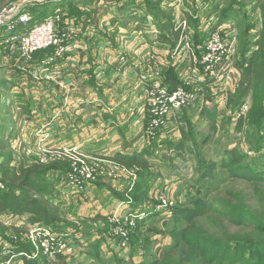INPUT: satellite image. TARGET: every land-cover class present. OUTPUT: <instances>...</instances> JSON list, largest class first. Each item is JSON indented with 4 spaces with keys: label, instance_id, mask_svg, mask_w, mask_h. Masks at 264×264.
Wrapping results in <instances>:
<instances>
[{
    "label": "crops",
    "instance_id": "crops-1",
    "mask_svg": "<svg viewBox=\"0 0 264 264\" xmlns=\"http://www.w3.org/2000/svg\"><path fill=\"white\" fill-rule=\"evenodd\" d=\"M73 2L76 3L78 14L68 16L70 20L67 25L71 23L75 32L64 56L46 60V64L42 61L41 64L35 65L39 66L41 76L38 84L41 88V108L36 111L34 108L39 106L33 107L30 103L22 106V111L29 116L38 113L32 117L41 118L43 123H40V126L47 140L45 143L51 144L55 141L51 147L79 149L101 145L105 151H112L108 156L106 153L99 156L87 154L99 159L134 153L145 154L147 151L151 154V150L155 153L143 133L146 86L158 81L169 88L170 85L176 86L189 75L193 85L200 90L198 98L192 106L176 112L175 115L182 114L184 118L194 109L193 115L207 122L209 116L214 114L219 119L225 115L234 116V113H230L227 99L237 88L241 79L240 72L236 69V72H233L235 77H232V74L227 81L220 82L213 77L199 81L198 76L202 75V72L200 67L194 64L195 51H185L182 48L185 41L183 37L188 38L191 48H201L210 33L215 30H220L228 37L232 36L236 29L235 22L247 18L259 20V9L254 11L256 0ZM241 6L243 9H240ZM25 11L23 8V13ZM218 21L222 23L218 25ZM168 22L170 26L163 28ZM251 33L254 35L255 31ZM196 37L201 46L194 45ZM200 56L201 53H198L197 59ZM15 65L18 69L21 66ZM193 68L199 69L196 74H182L189 69L191 72ZM229 81H232V87L227 86ZM222 85L224 93L221 92ZM15 86L16 83L12 88L15 89ZM175 115L168 120L159 135V141L171 139L168 133L173 123L176 127L180 125L178 129L183 125L182 120L173 119ZM192 122L195 125L193 120ZM65 134H69L68 138ZM23 141H26V132ZM122 149L131 151L122 152ZM99 181L100 179L85 188L81 194L85 198L83 205L76 201L72 203V198L67 200L70 195L63 197L60 190L57 203L65 219L74 223L66 217V211L74 208L79 210V216L84 217L81 220H90L97 215L101 219L106 218L107 214L103 215L101 211L124 215L133 208L136 209L132 204L123 203L125 200L117 195V191L124 189L130 192L134 184L131 186L128 183L127 188L124 183V186H119L107 179ZM165 191L167 192V189ZM155 204L151 207L147 206L148 202L137 205L148 215L139 231L132 236L129 249L120 250L113 241L103 237L101 254L117 255L122 263L129 264H142L151 257L159 256L170 244V238L166 234L169 219L153 209ZM93 235L95 237L91 238V242L99 238L96 231L91 233V237ZM137 248L142 250L138 251ZM88 251L89 247L84 250L83 255L86 256ZM92 262L87 259L86 264Z\"/></svg>",
    "mask_w": 264,
    "mask_h": 264
},
{
    "label": "trees",
    "instance_id": "trees-1",
    "mask_svg": "<svg viewBox=\"0 0 264 264\" xmlns=\"http://www.w3.org/2000/svg\"><path fill=\"white\" fill-rule=\"evenodd\" d=\"M67 1L69 2L68 5L62 9L63 20L69 18V14H78L75 7L76 3L73 0ZM53 2H43L41 6ZM36 4L39 3H33V5ZM257 8L259 9L258 21L247 18L235 22L237 29L235 33L236 42L239 45L233 61L235 68L241 74V79L234 94L227 99V105L231 114L237 111L242 103L247 102L249 106L248 112L235 121L234 128L236 131L243 130V126H247L248 129L254 128L257 132L264 129V0H256L254 11ZM40 9H43L42 18H40L43 21L49 12L46 13L44 7ZM40 9L31 13L26 11L24 13L31 18H33L32 16L39 18L41 16ZM240 9H243V6ZM217 23L219 25L222 21ZM169 26L170 22L165 24L163 28ZM252 31H255L254 35H252ZM242 36L244 39L239 40ZM194 45H202L201 43L199 44L198 37H196ZM202 47L192 48L195 51L193 52L194 64H197L196 56L202 52ZM0 48L1 53H6L3 49V44H0ZM31 58L37 63L42 61L46 63L48 59H56L53 56L52 49L37 52ZM180 83H177L176 86ZM176 86L170 85L169 89H173ZM9 102L11 103L10 100ZM216 119L215 114L209 116L212 129L216 127ZM0 127V133L4 131L5 127L8 129L6 133H10L13 132L15 125L12 121L7 125H0ZM181 136L180 145L182 146L192 138V131H182ZM258 138L263 139V136L259 135ZM8 143L9 139H5V136L0 135V184L3 186V189H0V216L8 215L10 218L18 220L20 218L22 223L17 225H22L26 233L35 226L49 227L56 233H60V226L77 228L74 223L65 219L57 203L61 193L59 174L63 176L68 169L67 164L69 163L58 164L57 161H54L48 166L33 164L25 168L22 166L12 168L9 160ZM193 144L196 152H199L200 145L195 141ZM150 146L154 150V144ZM147 153L111 157L112 161L121 163V165H136L139 167L138 179L131 191L118 196L122 200L129 197L132 200V205L136 206L135 208L140 212L144 210L143 208L139 209L137 205L146 202L150 186L148 182L151 175L150 164L144 158ZM245 159L244 153L239 152L236 148L224 150V156L220 159L219 164L216 161L209 162L200 157L199 180L201 182L211 180L217 169H222L229 179H239L250 183L259 180L264 181V178H260L259 174H257L258 172L250 171V168L245 164ZM53 173L59 174L54 176ZM188 192L190 193V191ZM258 194L260 195V210L257 212H251L243 204V199L241 198L238 200L234 199L235 203L220 199L216 200V198L209 199L202 195L201 190L197 191L195 195L191 193L187 197V201L175 203L172 217L169 218L168 226L166 227V234L170 238V244L159 256L151 257L147 264H264V194L261 191ZM214 201H217L218 204L215 205ZM155 203L153 202L152 206ZM211 215L223 218L233 224V226L246 228L253 226L257 236L247 235L245 238H235L226 229H221L218 234L211 232L201 222L202 220H207ZM106 223L107 219L104 218L103 228L96 230L99 238L89 242L88 247H90V250L86 253V257L90 262L100 258L103 236L107 238L105 235H108L109 240L112 241ZM142 224L141 222L137 225L134 234L139 231ZM6 229L4 223L0 220V233L2 234ZM61 235L66 236L64 233H61ZM90 238L91 236L87 237V239ZM9 241H12V239L10 238ZM129 245L131 247V241ZM28 247L30 250L26 251V248L20 245L17 247L18 249L15 248V253H29L31 252V247ZM17 259L20 264H35L37 262L35 260H27L24 257ZM57 259L59 264H82L76 261L70 262L63 255L57 256ZM115 260L119 261L116 264H122L119 258L116 257Z\"/></svg>",
    "mask_w": 264,
    "mask_h": 264
},
{
    "label": "rangeland",
    "instance_id": "rangeland-1",
    "mask_svg": "<svg viewBox=\"0 0 264 264\" xmlns=\"http://www.w3.org/2000/svg\"><path fill=\"white\" fill-rule=\"evenodd\" d=\"M23 1L24 0H0V9L10 2V4H17L18 6ZM59 1L61 0H56L53 3H48L43 6H41V3L43 2H31L27 3L24 8L27 12L31 13L32 11H36L37 9L44 7V11L46 13L49 12L47 15L48 17L53 14L55 9L59 8L60 10H62L69 3L67 0L61 2ZM33 3L39 4L33 5ZM33 8L34 10H32ZM7 9H9V7H7ZM40 14L41 16L39 18L32 16L33 18L30 23L26 24L25 26L16 25L15 32H23L29 30L33 27V25L41 22L42 20H40V18H42L43 9H40ZM228 23L233 24V22ZM232 27V30H234V25ZM0 30L1 36H9V33H7V29L6 27H4V25L0 26ZM243 39L244 38L242 36V38L239 40ZM0 44H2L1 41ZM238 45L239 43L237 42L236 52L238 51ZM3 49L6 53H1L0 48V125H7L13 121L15 128L13 132L6 133L8 129L5 127L3 129L4 131L1 132L0 135L5 136V139H9V160L10 166L12 168H18L19 166L25 168L30 167L29 165L33 164L48 166L54 161H57L58 164H66L68 162V159L66 158L58 160L49 158L45 153V151L47 150L64 149L65 152H69V149H72V151L75 152V155L71 154L73 159L85 157L87 158L85 160L86 162L90 159H96L94 157L88 156L87 154L99 156L100 154L106 153L108 156L109 153H112L111 150L105 151V149L101 145L85 148L80 147L79 149L76 147H51V145L54 144L55 141H52L51 144L45 143L47 140L44 132L42 131L43 129L40 126V123L43 122H41V118L39 117H32L33 115H37L38 113H33L31 114V116H29L22 111V106L29 103L31 105H34L33 107L39 106V108H34V110L36 111H39V109L41 108V105H39V95L41 93V88L38 85L40 83L41 76L39 72V66H35L36 64L41 63L35 62L32 58L29 60L20 59L17 54L10 55L5 45ZM15 64H21L19 69ZM233 72H236V69L231 68L224 80L227 81V78L232 74V77H235V73ZM189 73L191 74L190 69L184 73L182 72L183 75H188ZM198 78L201 77L199 76ZM14 83H16L17 85L15 86V89L12 88L14 86ZM232 85V81H229V83L227 84L228 87H232ZM221 92L224 93L223 85ZM26 96H28V98H26ZM9 100L11 101V103L9 102ZM191 112V114L187 113L184 118H182L184 116H182V114H174L175 116L173 117V119L177 121L182 120L183 125L180 127V129H178L180 125H177L176 127V125L173 123V127L170 128V132L168 133V136L171 139L164 142L160 141L161 143L153 140L148 141L149 145L156 143V150L154 149L155 153H153V151L151 150L152 153H147L146 157H144L150 164L151 173L148 181L150 186L147 193L148 196L146 198V202H148L147 206L151 207L153 202H158L160 194L166 195L169 200H173L175 203H183L188 200L187 197L191 193L195 195L197 191L201 190V193L205 198H216V200L220 199L222 201H227L230 203H235V201H233L234 199L238 200L239 198H241L243 199V204L248 207L251 212L259 211L260 195L258 193L259 191H261L264 194V181L259 180L250 183L239 179H229L222 169H217L213 179L201 182V180H199V160L200 157H202L209 162L216 161L218 162L217 164H219L220 159H222L224 156V150H227L229 148H236L239 152H243L246 156L245 164L250 168V171L258 172L257 174H259L260 178H264V129H261L260 132H257L254 128L248 129L247 126H243V130L236 131L234 125L235 121H237L239 118H237V116L235 115L232 116V118H230L229 115H225L221 119L217 118L215 121L216 127L212 129V127L210 126L211 123L209 121L207 122L206 120H202L200 117H195L193 115L194 109H192ZM192 120L194 121L195 125L193 124ZM162 130L160 132V135L162 133ZM188 130L192 131V138L189 139L185 145L181 146L180 142L182 139V131L187 132ZM25 132L26 141H23V139L25 138ZM259 135L263 136V139H259ZM65 136L68 138L69 134H65ZM49 140L51 139L49 138ZM143 140L145 141L146 139L143 138ZM194 141L198 145H200L199 152H196L195 150L193 144ZM79 144H82V142H79ZM158 145H160L161 148H158ZM123 151L128 152L131 150L122 149V152ZM102 159H106L109 161L113 160L111 159V157ZM70 162H72V160ZM117 164L126 167L136 166L125 164L121 165V163ZM67 167H69V164H67ZM107 169L108 167H105L103 172ZM115 171L118 174L113 178L107 179V181L115 182L119 186H124L122 184L124 183L128 188V183H130V180L124 174L120 173L119 170ZM56 174L59 173H53L54 176ZM64 175L65 173L63 174V176L62 174H59V187L61 188V192H63V197L70 195L69 197H67V200H69V198H72V203L76 201L81 205L85 204L83 202L85 198H83V196L81 195L83 192L78 193L74 190H71L70 188H66L63 185L62 179L64 178ZM100 181H105V177H101ZM166 189L167 192L165 191ZM126 190L124 189L117 192L122 194L124 192H127ZM188 191H190V193ZM119 193H117V195H120ZM126 200L127 198L125 199V201ZM214 204L217 205V201H214ZM133 210L137 211L134 208ZM71 211H66V217L74 221V224L77 226V228H74L72 226L59 227V229L61 230L60 234L64 233V235H66L63 237L67 242L66 250H64L62 255L70 262L76 261L82 264H86L87 257L84 256L83 253L84 250L88 248L89 242H91V238L95 237V235H93L90 239H87V237L91 236V233L95 232L98 227L103 228V219L97 217L99 216L97 215L90 220L89 218L81 220L84 217L78 215L79 210L77 208H74L73 210L71 209ZM101 212L103 215L107 214L106 226H108L109 228L108 232H110V236L114 237L111 232L112 224L109 219H111L110 216L115 212L110 214L108 211ZM0 220L4 223L5 228H7L2 234L0 233V240L6 242L9 246L14 248V252H16L15 250L18 249L17 247H19L20 245L24 246L26 248V251H29L30 248L28 246L30 245L27 241L28 232L26 233V231L22 228V225H17L22 221L15 218H10L8 215L0 216ZM201 222L204 226H206L208 230L216 234H218L221 229H226L230 233V235L234 236L235 238H245L247 235L257 236V232L254 230L253 226H251V228L233 226V224H231L227 220L219 218L216 215H211L207 220H202ZM105 236H107V239H109L108 235ZM10 238L12 239V241H9ZM137 249H139L138 251L142 250L141 248ZM116 256L117 255L114 256L113 254L108 255L107 253L101 254L100 251V258L94 260L92 264H116L117 262H119L115 260ZM49 261L51 264H59L58 259L54 258L53 256H48V258L42 257L35 264H48ZM147 262L144 264H147ZM15 264H20L17 258L15 259ZM131 264L135 263L131 262Z\"/></svg>",
    "mask_w": 264,
    "mask_h": 264
},
{
    "label": "built area",
    "instance_id": "built-area-1",
    "mask_svg": "<svg viewBox=\"0 0 264 264\" xmlns=\"http://www.w3.org/2000/svg\"><path fill=\"white\" fill-rule=\"evenodd\" d=\"M69 20L70 18L63 20V11L56 9L51 16L45 18L41 23L33 25L29 30L15 32L16 25L25 26L30 23L31 17L23 13V8L20 12V5L9 4L0 11V26L4 25L6 27L9 36L3 37V35H0V41L5 45L10 55L17 54L20 59L29 60L33 54L49 49L53 50L55 58H61L74 37L75 30L72 29L73 26L71 23L67 25ZM183 38H185V41L182 48L185 51L193 50L190 47L188 38ZM236 46L235 32H232L230 37L220 30L210 33L202 47L201 56L197 59V65L202 72V75H199L201 77L199 81H203L206 77H213L220 82L224 81L230 69H236L233 61ZM193 69L191 74H196L199 70L198 68ZM189 76L184 77L181 84L173 89H169L158 81L146 86L144 91L145 123L143 133L148 140H157L168 120L176 112L192 106L198 98L200 90L193 85V81L188 78ZM248 109V103H242L238 110L234 112V115L240 118L248 112ZM156 142H160L159 139ZM158 148H161V146L158 145ZM45 153L54 160L68 159L69 167L65 172L62 183L66 188L78 193H82L87 185L98 182L101 177H105V179L115 177L118 174L115 170H119L120 173L124 174L130 180L132 186L136 183L139 172L138 166H120L114 161L102 158L90 159L87 162L85 157L73 159L71 154L75 155V152L72 149H69V152H65L64 149L47 150ZM71 160L72 162H70ZM105 167H108V169L103 172ZM0 189H3L1 184ZM123 203L130 205L132 200L127 197V200ZM174 206L175 202L173 200H169L166 195L160 194L153 209L164 217L170 218ZM147 215L148 213L145 211L138 212L132 209L124 215L115 212L110 216L111 232L114 236L112 241L118 249H129L131 237L134 235L137 225L143 222ZM27 235V241L31 247L29 253L20 252L16 254L14 248L0 240V264H15V259L20 257L35 261H38L41 257L48 258V256L57 258L66 250L67 242L64 240L63 235L54 232L49 227H32L28 230ZM48 264H51L50 261Z\"/></svg>",
    "mask_w": 264,
    "mask_h": 264
},
{
    "label": "water",
    "instance_id": "water-1",
    "mask_svg": "<svg viewBox=\"0 0 264 264\" xmlns=\"http://www.w3.org/2000/svg\"><path fill=\"white\" fill-rule=\"evenodd\" d=\"M52 2V1H56V0H24L21 4H20V9L24 8V6L27 3H31V2Z\"/></svg>",
    "mask_w": 264,
    "mask_h": 264
}]
</instances>
